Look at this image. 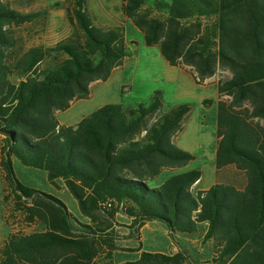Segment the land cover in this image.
I'll return each mask as SVG.
<instances>
[{
	"label": "trees",
	"instance_id": "16d2710c",
	"mask_svg": "<svg viewBox=\"0 0 264 264\" xmlns=\"http://www.w3.org/2000/svg\"><path fill=\"white\" fill-rule=\"evenodd\" d=\"M121 12L146 46H158L170 66L190 68L197 84L218 70L229 74L217 82L215 170L235 167L245 185L216 182L194 192L199 170L157 184L163 171L194 160L174 142L190 106L163 112L158 92L149 104L105 105L61 125L56 112L89 99L91 85L123 65V30L97 26L86 0H73L67 20L76 33L13 61L11 28L35 16L0 0L1 204L10 229L0 264H115V252L133 251L119 242L135 238L141 251L140 230L149 222L163 223L171 241L200 239L210 252L203 264H264V0H122ZM47 57L52 63L40 68ZM14 160L44 171L55 188L61 180L88 223L60 199L22 184ZM119 214L131 221L127 236L118 232ZM36 226L44 230L25 231ZM124 264L191 263L179 248L142 251Z\"/></svg>",
	"mask_w": 264,
	"mask_h": 264
},
{
	"label": "rangeland",
	"instance_id": "374dc122",
	"mask_svg": "<svg viewBox=\"0 0 264 264\" xmlns=\"http://www.w3.org/2000/svg\"><path fill=\"white\" fill-rule=\"evenodd\" d=\"M10 6L22 14H34L31 22L11 28L12 47L8 54L13 61L20 58L33 47L53 49L57 43L76 33V27L67 20L68 10L73 0H6ZM87 8L94 23L100 27H121L126 45V57L123 65L113 71L105 82L91 85V96L87 100L73 102L66 111L58 112L57 120L66 126H74L83 117L105 105L119 104L125 108L137 104H149L155 93H160L162 111L169 110L183 104L190 106V113L183 121L182 131L175 137V144L182 150L194 156V160L187 166L176 171H163L158 182H164L170 176L192 170H199L202 178L197 188L207 189L214 183L232 184L237 188L245 185V177L235 167H227L216 175V124H217V82L228 78L227 72L218 70L215 75L202 84L194 80L190 68L179 69L170 66L161 56L159 47H148L144 37L134 24L126 19L121 12L122 0H86ZM51 57H55L54 53ZM47 57L40 68L49 66L53 59ZM62 58V57H61ZM11 81L17 83L19 78L11 76ZM208 100L211 104L204 106L202 102ZM14 172L17 179L25 186L39 190L59 198L76 215L83 217L76 200L61 186L55 190L47 182L44 171L23 166L14 161ZM3 180L0 172V228L7 231L1 204ZM60 190V191H58ZM118 232L127 236L133 232L127 217L119 214ZM10 230V229H9ZM44 230L42 226L25 228ZM141 248L146 252L168 254L173 247L187 248L193 252L189 255L191 264H203L210 258L209 250L204 247L200 239L176 238L171 241L167 229L161 222H149L140 230ZM123 247L130 249L138 247L139 241L123 240ZM137 259L136 251L115 254L114 261L129 262Z\"/></svg>",
	"mask_w": 264,
	"mask_h": 264
},
{
	"label": "crops",
	"instance_id": "0c3cea01",
	"mask_svg": "<svg viewBox=\"0 0 264 264\" xmlns=\"http://www.w3.org/2000/svg\"><path fill=\"white\" fill-rule=\"evenodd\" d=\"M179 69H181V68H179ZM91 96V95H90ZM90 98V97H89ZM79 101H81V100H79ZM76 102H78V101H76ZM75 102V103H76ZM74 103H72L71 104V106L73 105ZM70 106V107H71ZM69 107V108H70ZM68 110V109H67ZM57 113L58 112H56L55 113V116L57 115ZM60 123V122H59ZM78 123V122H77ZM76 123V124H77ZM61 124V123H60ZM75 124V125H76ZM61 125H63V124H61ZM66 126V125H65ZM15 161V160H14ZM13 161V166H14V164H15V162ZM202 178V177H201ZM61 180H58L57 181V184H58V187H59V182H60ZM158 181V180H157ZM61 183H62V185L61 186H63L64 187V185H63V182L61 181ZM161 183H163V182H158L157 184H161ZM200 182H198V183H196L193 187H192V190L194 191V192H196V191H205V190H207V189H209V188H207V189H199V188H197V186H198V184H199ZM50 186H52V185H50ZM53 187V186H52ZM55 190H57V188H55V187H53ZM65 188V187H64ZM58 191H60V190H58ZM53 196V195H52ZM55 197V196H54ZM57 198V197H56ZM59 199V198H58ZM74 215V214H73ZM79 221H81L82 223H88V219L87 218H85V217H80V216H76V215H74ZM119 215H117V222H119ZM5 222V221H4ZM5 225H6V223H5ZM6 228H7V231H6V233H5V231H2L3 229H1L0 228V247H1V245L3 244V242L6 240V238L8 237V235H9V232H10V230H9V227L6 225ZM41 231H43V230H41ZM168 235V234H167ZM176 238H182V237H180V236H177V237H175V241H176ZM118 245H120L121 247H123V245H121V243L119 242L118 243ZM136 248H138V247H136ZM135 247H131L130 249H132L133 251H135V249H136ZM183 250H186L187 251V253H188V255H191L192 256V254H193V252H191V251H189V249H187V248H183ZM142 251H144L143 250V248H141V251H136V253H137V259L140 257V254H141V252ZM178 251V249L174 246L173 247V249L168 253V254H174V253H176ZM117 252H119V251H117ZM117 252H115L114 253V255H113V261H114V259H115V254L117 253ZM136 259V260H137ZM135 261V260H134ZM191 262V261H190ZM114 263L115 264H124V263H126V261L125 262H119V263H117V262H115L114 261Z\"/></svg>",
	"mask_w": 264,
	"mask_h": 264
}]
</instances>
